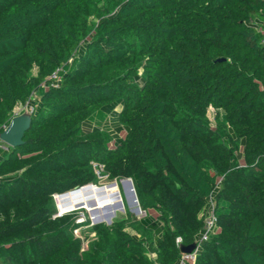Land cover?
Here are the masks:
<instances>
[{
  "label": "trees",
  "instance_id": "1",
  "mask_svg": "<svg viewBox=\"0 0 264 264\" xmlns=\"http://www.w3.org/2000/svg\"><path fill=\"white\" fill-rule=\"evenodd\" d=\"M262 38L264 0H0V131L31 108L0 157V264H179L177 237L185 264H264ZM93 162L146 215L83 248L53 195Z\"/></svg>",
  "mask_w": 264,
  "mask_h": 264
},
{
  "label": "rangeland",
  "instance_id": "2",
  "mask_svg": "<svg viewBox=\"0 0 264 264\" xmlns=\"http://www.w3.org/2000/svg\"><path fill=\"white\" fill-rule=\"evenodd\" d=\"M35 95L32 96V98ZM30 107L27 105H22L16 108L15 112L20 113H29ZM207 115L210 119L211 124H214L213 119V108L209 107ZM115 112L112 113L111 118L115 117ZM108 127L110 130L114 131L115 124L113 123L112 119H107ZM0 140V145L2 144ZM4 149H0V157L3 156L2 152ZM239 156L241 157V150L238 151ZM94 187H103L106 188H115L118 192V197L113 202L106 204V205H99L95 199L87 200L85 203H78L75 205L74 208H71L66 211H62L59 208L57 194H54V202L56 207V213H68L74 212L77 214L76 222L78 223L77 227H75L72 231L74 237L81 240L82 247L86 248L88 244L95 238V233L92 230V224L95 214H99L100 217L106 218V216L111 215V222L113 221H123L125 229L130 230L132 233H139L140 224L139 219L146 215V210L140 207L139 203H135L133 201V196L131 195V188L129 187L128 183L123 178H114L110 179L107 177V174L104 170H100V175L96 174V179L93 182L89 183ZM76 189V188H74ZM69 191V190H68ZM138 207V211L135 208ZM155 211L154 208L149 210L150 213ZM110 222V223H111ZM106 223L105 224H110Z\"/></svg>",
  "mask_w": 264,
  "mask_h": 264
},
{
  "label": "water",
  "instance_id": "3",
  "mask_svg": "<svg viewBox=\"0 0 264 264\" xmlns=\"http://www.w3.org/2000/svg\"><path fill=\"white\" fill-rule=\"evenodd\" d=\"M30 126V113H20L15 114L11 117L6 127L3 128L2 131H0V140L4 142L7 146L14 147L19 145L22 142V137L24 134V131L28 129L27 127ZM124 181H126L129 185V187L133 188V191L131 192V195L133 196V201L135 203L138 202L135 190L132 184V180L130 178H123ZM63 193H66L63 192ZM60 193V194H63ZM136 211H138V207L135 208ZM110 223L111 222V215L106 216V218L100 217L99 214H95L93 219V224L98 223ZM196 243L192 242L190 244H179V250L183 253H190L195 248Z\"/></svg>",
  "mask_w": 264,
  "mask_h": 264
},
{
  "label": "bare ground",
  "instance_id": "4",
  "mask_svg": "<svg viewBox=\"0 0 264 264\" xmlns=\"http://www.w3.org/2000/svg\"><path fill=\"white\" fill-rule=\"evenodd\" d=\"M125 182V181H124ZM131 188V192L133 188ZM59 208L62 211L74 208L78 203H85L87 200L95 199L99 205H106L113 202L118 197V192L115 188L94 187L93 185L85 184L76 189L67 191L63 194H57ZM135 201V200H134Z\"/></svg>",
  "mask_w": 264,
  "mask_h": 264
},
{
  "label": "built area",
  "instance_id": "5",
  "mask_svg": "<svg viewBox=\"0 0 264 264\" xmlns=\"http://www.w3.org/2000/svg\"><path fill=\"white\" fill-rule=\"evenodd\" d=\"M261 41L264 42V38H262ZM15 114H16V112H15ZM92 165L94 167L95 173L98 174V175H100V170H104L103 164H100V163H97V162H93ZM214 229H215V218H214V215L212 213H209V215H207L205 217L204 232L202 233L201 238L205 239L210 232L214 231ZM194 242L196 243V245H195V248L193 249L192 252H190V253L181 252L180 259H179V264H185V262L187 260L193 261L195 259L196 249L198 247V244H197L196 241H194ZM176 244H177V246H179V244H181V240H180L179 237L176 238ZM154 255H155L154 253L150 254V256H152V257Z\"/></svg>",
  "mask_w": 264,
  "mask_h": 264
},
{
  "label": "crops",
  "instance_id": "6",
  "mask_svg": "<svg viewBox=\"0 0 264 264\" xmlns=\"http://www.w3.org/2000/svg\"><path fill=\"white\" fill-rule=\"evenodd\" d=\"M2 144H4V143H2ZM0 149L2 150V149H6V146L5 145H0Z\"/></svg>",
  "mask_w": 264,
  "mask_h": 264
}]
</instances>
